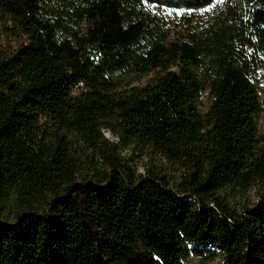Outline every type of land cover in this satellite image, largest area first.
<instances>
[{
  "label": "trees",
  "instance_id": "trees-1",
  "mask_svg": "<svg viewBox=\"0 0 264 264\" xmlns=\"http://www.w3.org/2000/svg\"><path fill=\"white\" fill-rule=\"evenodd\" d=\"M258 65L264 0H0V264H264Z\"/></svg>",
  "mask_w": 264,
  "mask_h": 264
},
{
  "label": "rangeland",
  "instance_id": "rangeland-1",
  "mask_svg": "<svg viewBox=\"0 0 264 264\" xmlns=\"http://www.w3.org/2000/svg\"><path fill=\"white\" fill-rule=\"evenodd\" d=\"M177 16H180V14H177ZM194 21L198 22V20H194ZM193 23L194 22H191L190 24L188 20L183 19L181 21H176L173 28L178 27L177 30L182 33L183 31H186V29H189L190 26L193 25ZM250 79L252 80L253 83L257 85V89H258L257 95L260 100V105L263 106V109H264V80H263L262 66L258 65L254 68V70L252 71L250 75ZM208 102H209V94L207 92L200 93L198 101H197L198 109L201 112H205L209 106ZM263 117L264 116L261 117V121L263 120ZM105 136L106 138H109L110 140H114L118 142L117 138L112 137L107 132L105 133ZM72 146L75 151L80 153V148L76 144V141H73ZM120 157L124 160V162L128 166H131L134 169L136 174H143L145 173L146 170L152 167H155L156 169H159V170L161 169L160 171L163 172V174L169 181L170 187H172L175 190L178 189L176 186V183L179 179V175L181 174L180 169L174 164L167 163L166 161L161 159V157H159L157 154H152L149 151V148H147L146 146L135 144V145H132L130 148H123L120 151ZM80 158L82 162L85 161L84 155L80 156ZM93 159H96V156H93ZM212 194L213 195H217V194L223 195L229 201V205L234 210L237 211V210H242L246 207L253 205L259 199V196L261 194V187L259 186L251 187L248 190L242 191L236 185L230 184V185H225L222 187L213 188ZM198 255L200 254L195 253L190 248V251L186 254V257L184 258L182 263L194 264L195 261L197 260L196 257H198Z\"/></svg>",
  "mask_w": 264,
  "mask_h": 264
}]
</instances>
